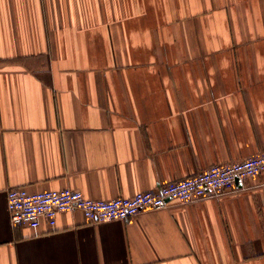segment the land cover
I'll list each match as a JSON object with an SVG mask.
<instances>
[{"label": "crops", "instance_id": "1", "mask_svg": "<svg viewBox=\"0 0 264 264\" xmlns=\"http://www.w3.org/2000/svg\"><path fill=\"white\" fill-rule=\"evenodd\" d=\"M264 150V0H0V264H264V174L91 224L14 225L7 192L95 199Z\"/></svg>", "mask_w": 264, "mask_h": 264}, {"label": "built area", "instance_id": "2", "mask_svg": "<svg viewBox=\"0 0 264 264\" xmlns=\"http://www.w3.org/2000/svg\"><path fill=\"white\" fill-rule=\"evenodd\" d=\"M264 174V150L243 160L217 163L180 179L162 184L157 190L138 191L95 199L82 191L65 187L32 192L13 186L7 192V207L14 225L36 226L45 219L55 228L63 212L81 211L91 224L130 220L143 211L167 207L171 199L181 204L214 198L234 190L237 182Z\"/></svg>", "mask_w": 264, "mask_h": 264}]
</instances>
